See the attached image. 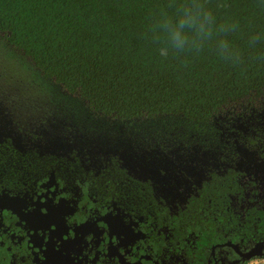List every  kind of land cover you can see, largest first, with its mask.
Here are the masks:
<instances>
[{
  "label": "flooded vegetation",
  "instance_id": "1",
  "mask_svg": "<svg viewBox=\"0 0 264 264\" xmlns=\"http://www.w3.org/2000/svg\"><path fill=\"white\" fill-rule=\"evenodd\" d=\"M254 101L230 104L236 118L224 107L211 129L179 130L167 142L165 133L157 141L143 130L86 129L66 115L24 117L0 94V264L264 257V105ZM212 182L226 189L228 216L213 224L222 235L210 229L204 241L180 216Z\"/></svg>",
  "mask_w": 264,
  "mask_h": 264
},
{
  "label": "trees",
  "instance_id": "2",
  "mask_svg": "<svg viewBox=\"0 0 264 264\" xmlns=\"http://www.w3.org/2000/svg\"><path fill=\"white\" fill-rule=\"evenodd\" d=\"M168 2L0 0V79L15 87L25 111L66 115L90 130H143L157 141L165 133L167 142L179 130L211 129L230 104L264 96V55L247 59L248 31L264 33V0H205L218 21L239 23L230 39L245 54L240 68L211 45L184 64L161 57L143 34L153 12L171 11ZM260 53L264 44L253 55ZM226 196L212 182L180 217L204 241L210 229L220 236L213 224L226 223Z\"/></svg>",
  "mask_w": 264,
  "mask_h": 264
},
{
  "label": "clouds",
  "instance_id": "3",
  "mask_svg": "<svg viewBox=\"0 0 264 264\" xmlns=\"http://www.w3.org/2000/svg\"><path fill=\"white\" fill-rule=\"evenodd\" d=\"M217 7H224L218 4ZM167 9H159L151 15L144 39L158 45L161 57L169 56L180 63L189 57L199 56L211 45L216 56L223 62L240 68L246 62L244 52L230 39L240 30L237 21L230 18L218 21L207 7L205 0H169ZM264 44V33L250 29L247 33L248 60L259 58L257 49Z\"/></svg>",
  "mask_w": 264,
  "mask_h": 264
},
{
  "label": "rangeland",
  "instance_id": "4",
  "mask_svg": "<svg viewBox=\"0 0 264 264\" xmlns=\"http://www.w3.org/2000/svg\"><path fill=\"white\" fill-rule=\"evenodd\" d=\"M1 76V75H0ZM0 94L5 98L7 99L8 102H12V101H15L16 103V106L18 108H20V104L22 105L23 104V109H22V114H29L31 113L30 111H25L26 110V106L24 105V103L22 102L21 99H19V97L17 96L16 94V91H15V87L10 85V84H7L5 82H2V80L0 79ZM251 104H257L255 105V107L257 106H263L264 105V96L259 98L258 101L255 100L254 102H252ZM241 106V105H240ZM241 107H244L245 109L249 110V108H252V105H243ZM226 110L225 111H229V110H232V113L229 115V117H232V118H236L237 116H239L238 114H241L240 112V109H239V106L237 105H229L227 107H225ZM225 114V112H222V115ZM24 117H26L24 115ZM240 120H238V122H236V124H239L240 123ZM218 121H220V116L218 118ZM262 129H264V125L262 126ZM187 136L189 134H186ZM247 264H264V257H260V258H255V259H252L250 260Z\"/></svg>",
  "mask_w": 264,
  "mask_h": 264
}]
</instances>
